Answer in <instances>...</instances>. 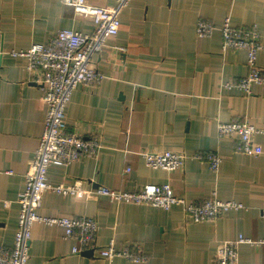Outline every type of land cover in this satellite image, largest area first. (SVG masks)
Segmentation results:
<instances>
[{
  "label": "crops",
  "instance_id": "1",
  "mask_svg": "<svg viewBox=\"0 0 264 264\" xmlns=\"http://www.w3.org/2000/svg\"><path fill=\"white\" fill-rule=\"evenodd\" d=\"M228 17L233 27H255L264 45V0H132L120 14L118 35L93 58L104 80L79 85L66 108L68 131L85 139L100 137L103 148L97 158L51 167L48 177L53 186L81 181L85 190L133 192L145 185L170 184L188 203L216 196L247 209L196 223L181 206L163 210L96 195L47 192L38 214L95 219V246L74 254L75 242L64 239L62 228L38 223L28 264H214L221 243L240 236L264 239V135L255 137L263 151L259 156L238 152L236 139L218 137L219 123L245 119L264 130V85H253L251 96L224 88L249 74L246 51L223 52L219 29ZM200 20L217 28L210 38L197 36ZM61 30L90 35L95 26L63 0H0V244L7 247L15 241L17 199L46 117L42 86L25 60L11 53L47 44ZM258 64L264 69V51ZM152 150L189 157L218 152L223 164L216 175L189 158L183 170L167 173L146 166L140 153ZM111 241L116 249L141 247L145 261L104 260L99 249ZM239 264H264V247L242 244Z\"/></svg>",
  "mask_w": 264,
  "mask_h": 264
},
{
  "label": "built area",
  "instance_id": "2",
  "mask_svg": "<svg viewBox=\"0 0 264 264\" xmlns=\"http://www.w3.org/2000/svg\"><path fill=\"white\" fill-rule=\"evenodd\" d=\"M112 1V6L101 7L89 5L87 0H63V4L72 7L77 15L93 21L94 32L85 35L74 30H61L47 44H33L27 50L11 53V56L25 60L28 72L42 86L46 117L39 146L29 161V169L24 177V189L17 199L19 218L15 241L12 247L0 244V264H28L32 230L38 223L62 228L64 239L75 242L74 254L83 253L95 246L99 230L95 219L43 217L38 214L42 198L47 192L78 198L96 195L108 197L112 202L148 205L163 210L181 206L196 223L214 221L229 212L247 209L240 203L222 201L216 196L188 203L174 194L170 184L145 185L133 192L116 191L107 187L85 190L81 181L69 187L50 184L48 173L51 167L68 168L85 159L97 158L103 148L100 137L85 139L68 131L66 108L79 85L95 86L105 78L97 69L93 58L107 49L109 39L118 35L121 28L120 14L132 0ZM216 30L213 23L200 20L196 34L200 38H210ZM219 30L223 52L229 49L246 51L249 69L246 77L227 83L224 88L238 89L251 96L253 85H264V69L258 64L259 54L264 51L260 34L255 27H233L229 17ZM217 130L220 139H236L238 152L246 156L263 154L255 137L264 135V130L258 129L249 120L219 123ZM140 156L147 167L167 173L183 170L189 158L208 165L216 175L220 173L223 164V158L218 152H198L189 157L184 153L152 150L143 151ZM130 172L131 169L128 168L126 173ZM261 219L264 223V207L261 209ZM242 244L264 247V239L254 241L240 236L237 241L221 243L217 247L214 264H239V247ZM98 253L101 258L110 262L122 257L131 262L142 263L146 258L141 247L116 249L114 241L99 249Z\"/></svg>",
  "mask_w": 264,
  "mask_h": 264
},
{
  "label": "rangeland",
  "instance_id": "3",
  "mask_svg": "<svg viewBox=\"0 0 264 264\" xmlns=\"http://www.w3.org/2000/svg\"><path fill=\"white\" fill-rule=\"evenodd\" d=\"M126 9V8H125ZM124 11V10H123Z\"/></svg>",
  "mask_w": 264,
  "mask_h": 264
}]
</instances>
